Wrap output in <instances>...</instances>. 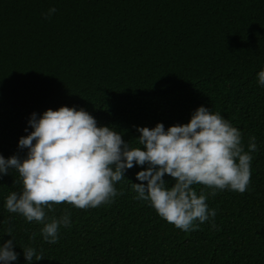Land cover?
<instances>
[{
    "label": "trees",
    "instance_id": "trees-1",
    "mask_svg": "<svg viewBox=\"0 0 264 264\" xmlns=\"http://www.w3.org/2000/svg\"><path fill=\"white\" fill-rule=\"evenodd\" d=\"M56 11L45 15L49 7ZM264 0H0V154L23 158L18 139L30 114L61 105L84 108L130 146L136 126L186 123L203 104L237 127L247 151L256 137L244 192L210 194L215 216L188 231L135 199L133 165L110 202L45 207V217L69 214L58 238H42L41 222L4 208L22 181L0 175V243L13 238L42 256L32 264H264ZM170 186L174 178L165 174ZM146 183V181L144 182ZM10 231V233H7Z\"/></svg>",
    "mask_w": 264,
    "mask_h": 264
},
{
    "label": "clouds",
    "instance_id": "clouds-1",
    "mask_svg": "<svg viewBox=\"0 0 264 264\" xmlns=\"http://www.w3.org/2000/svg\"><path fill=\"white\" fill-rule=\"evenodd\" d=\"M49 7L45 15H51ZM257 83L264 86V67L257 73ZM27 135L18 139L26 148L23 158L0 154V175L15 169L22 189L9 192L4 208L22 215L27 221L41 222L42 238L53 243L60 227L70 226L64 213L50 219L45 207L67 202L78 208L96 207L110 202L119 193L114 187L133 165H147L135 173L140 181L132 182L135 199L149 202L157 214L181 230H191L215 216L206 203L199 183L214 195L216 190L244 192L250 180L252 153L257 150L256 137L249 136L247 151L240 130L220 112L201 104L186 123H173L166 129L162 122L153 127L137 125L138 145L122 139L109 125H98L84 108L61 105L30 114ZM165 174L174 178L169 186ZM146 181V183H144ZM10 233V231H7ZM11 238L0 243V264L17 260ZM26 264L42 256L31 246L22 247Z\"/></svg>",
    "mask_w": 264,
    "mask_h": 264
}]
</instances>
